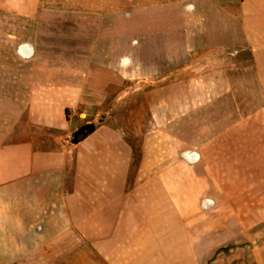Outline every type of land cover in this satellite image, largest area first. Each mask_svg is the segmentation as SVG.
Listing matches in <instances>:
<instances>
[{
	"label": "crops",
	"instance_id": "crops-1",
	"mask_svg": "<svg viewBox=\"0 0 264 264\" xmlns=\"http://www.w3.org/2000/svg\"><path fill=\"white\" fill-rule=\"evenodd\" d=\"M60 1L0 0V264H264V183L252 170L244 185L241 171L225 181L227 135L234 163L264 162V0H168L200 2L186 11L201 19L203 49L244 58L218 77L235 90L205 97L249 99L248 113L236 101L189 102L180 119L153 107L134 142L103 124L77 144L83 122L66 108L108 104L111 80L90 60L84 76L81 61H51L62 30L44 8Z\"/></svg>",
	"mask_w": 264,
	"mask_h": 264
},
{
	"label": "rangeland",
	"instance_id": "rangeland-1",
	"mask_svg": "<svg viewBox=\"0 0 264 264\" xmlns=\"http://www.w3.org/2000/svg\"><path fill=\"white\" fill-rule=\"evenodd\" d=\"M187 5H194L195 10L201 7L200 2L187 4L185 1L171 3L168 0H65L45 4L44 9L51 15L44 21L50 27L62 30L50 36L51 61L56 62L59 58L81 61L84 76L86 62L90 60L92 74L111 80L108 86L112 87L109 86L108 91L112 95L108 96V104L99 106L97 110L87 105L69 106L65 110L67 119L82 121L80 127L93 124L96 129L103 124L108 125L114 132L134 142L141 136L140 129L148 118L146 109L149 108L172 105L178 108L180 119L184 117L181 113L189 102H193L195 108L209 106L216 110L219 104L233 108L236 101L242 104L243 114L248 113L249 99L235 100L228 93L218 99L216 94L218 91L235 90V83L218 81V77L226 66L244 58L233 55V50L208 52L203 49L202 34L196 33V30H201V19L196 12L187 13ZM56 12L64 14L58 16ZM187 23L192 25L194 33L187 34ZM205 75H212L214 82L203 79ZM240 85L248 90V83L237 82L236 86ZM94 86L91 83V87ZM101 87L99 84L97 89L101 90ZM208 92H216L215 98H206ZM187 93L193 94L194 98H187ZM257 101L261 106L262 100ZM206 115L198 114L197 118L203 120ZM161 117L165 119L166 116ZM233 144L232 135H227L226 185L234 186V171H241V184L244 185L251 170L257 174L258 185L263 184L264 162L234 163ZM133 150H138V147L134 146ZM213 152L211 159L216 157V151ZM261 152L264 154V146L259 148V154ZM248 154L249 150L243 149V158ZM219 164L220 168L217 161L211 163L215 174L221 170L222 164ZM212 181L217 184V180ZM237 182L239 185V179H236V185ZM262 231L264 227H259L258 232Z\"/></svg>",
	"mask_w": 264,
	"mask_h": 264
},
{
	"label": "trees",
	"instance_id": "trees-1",
	"mask_svg": "<svg viewBox=\"0 0 264 264\" xmlns=\"http://www.w3.org/2000/svg\"><path fill=\"white\" fill-rule=\"evenodd\" d=\"M95 127L93 124H88L80 127L72 134V143L77 144L80 141L84 140L87 136L93 133Z\"/></svg>",
	"mask_w": 264,
	"mask_h": 264
}]
</instances>
